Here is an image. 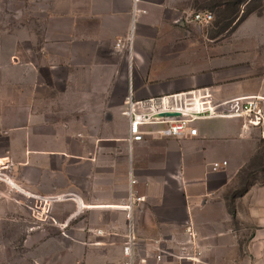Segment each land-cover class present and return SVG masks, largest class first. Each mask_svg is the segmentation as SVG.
<instances>
[{"label": "crops", "instance_id": "1", "mask_svg": "<svg viewBox=\"0 0 264 264\" xmlns=\"http://www.w3.org/2000/svg\"><path fill=\"white\" fill-rule=\"evenodd\" d=\"M195 2L42 0L39 32H16L5 54L0 42V162L13 163L32 192L62 197L50 214L58 234L44 238L61 244L48 264H123L132 193L143 198L133 208L143 264H160L159 251L173 256L189 226L199 264H264L257 129L212 119L197 122V137L166 138L147 126L142 142L126 140L130 90L143 100L228 84L234 94L264 98L263 54L232 60L223 49L217 60L200 59L181 45ZM7 210L0 205V242L7 222L24 242H38L34 223L8 219ZM32 249L30 264H38Z\"/></svg>", "mask_w": 264, "mask_h": 264}, {"label": "rangeland", "instance_id": "2", "mask_svg": "<svg viewBox=\"0 0 264 264\" xmlns=\"http://www.w3.org/2000/svg\"><path fill=\"white\" fill-rule=\"evenodd\" d=\"M42 0H0V42L4 44L1 48L2 54L11 49L14 45L15 33L21 32L38 33L41 26L36 13L40 9ZM238 0H198L192 4L195 12L208 11L213 13L214 19L208 25H196L187 23L185 36L179 42L186 49L191 46L192 52L198 53L199 58L203 59L207 54L217 57L222 56V50L226 49L231 53V59H238L239 54L254 55L261 53L264 55V47L257 48V43L264 41V34L257 35L256 32L264 29V0H247L245 4L237 3ZM36 12V13H35ZM242 17V18H241ZM239 18L241 20L239 21ZM25 34L22 37L25 38ZM133 36L130 46L133 47ZM188 46V47H187ZM126 116V104L123 112ZM262 138V136H261ZM259 152L254 160L252 168L261 167L264 169V139L259 142ZM60 196H45L32 192L27 184L21 183L16 179L14 164L11 162H0V205H7L9 210L8 219L30 220L34 223L32 229L37 230L38 242H24L17 234L18 228L9 225L7 222L8 236L4 235L5 242H0L1 258L5 254L6 260H0V264H30V249H32L38 259V264L51 263L53 253H57L58 243L44 242V238H49L56 233V229H50L52 224V214L54 204L61 199ZM128 200L127 205L129 204ZM46 208L48 215H43L39 208ZM126 207V206H125ZM123 209L127 222L126 234L122 244L123 264H127L128 259L124 254V248L129 242L131 231L134 232V264H143L138 253L137 238L135 235L134 221L127 218L126 209ZM15 208L16 211H15ZM76 213L79 212L75 211ZM31 229V228H30ZM100 233L101 230H97ZM24 238V237H23ZM7 241V242H6ZM23 249V250H22ZM62 253V252H61ZM56 255V254H55ZM22 257V259H20ZM29 257V258H28ZM28 258V259H27Z\"/></svg>", "mask_w": 264, "mask_h": 264}, {"label": "built area", "instance_id": "3", "mask_svg": "<svg viewBox=\"0 0 264 264\" xmlns=\"http://www.w3.org/2000/svg\"><path fill=\"white\" fill-rule=\"evenodd\" d=\"M136 7L140 0H135ZM138 10L136 9V14ZM214 19V15L208 11L193 13L189 22L196 25H208ZM132 36L129 39V44ZM119 42L117 48H122ZM172 99L186 100L184 105L176 106ZM264 98L249 95H237L225 84L216 88H200L172 96H161L143 100H136L130 90L125 104L128 117L127 142L132 145L142 142L147 133L145 127L158 126L155 131L159 136L166 138L197 137L196 124L201 120L225 119L240 120L244 127L257 129L264 139ZM223 163V166H226ZM219 164L213 166V170L219 169ZM131 184H137L136 179H131ZM143 198L131 194L130 202L125 207L129 221L133 219V208L141 203ZM43 215H48L47 210L39 208ZM188 241L181 244L173 256L161 251L156 255V261L160 264H199L202 261V251L194 242V233L191 226L186 229ZM134 232L131 231L129 242L124 248V254L128 259L127 264H134ZM176 260L171 263L169 258Z\"/></svg>", "mask_w": 264, "mask_h": 264}, {"label": "trees", "instance_id": "4", "mask_svg": "<svg viewBox=\"0 0 264 264\" xmlns=\"http://www.w3.org/2000/svg\"><path fill=\"white\" fill-rule=\"evenodd\" d=\"M247 2V0H238L237 3H241V4H245ZM242 18V17H241ZM241 18H239V21L241 20Z\"/></svg>", "mask_w": 264, "mask_h": 264}]
</instances>
